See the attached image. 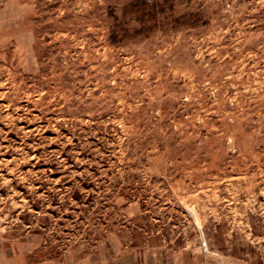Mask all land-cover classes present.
I'll return each instance as SVG.
<instances>
[{
    "label": "rangeland",
    "instance_id": "rangeland-1",
    "mask_svg": "<svg viewBox=\"0 0 264 264\" xmlns=\"http://www.w3.org/2000/svg\"><path fill=\"white\" fill-rule=\"evenodd\" d=\"M136 1L0 0V264H264V0Z\"/></svg>",
    "mask_w": 264,
    "mask_h": 264
},
{
    "label": "crops",
    "instance_id": "crops-1",
    "mask_svg": "<svg viewBox=\"0 0 264 264\" xmlns=\"http://www.w3.org/2000/svg\"><path fill=\"white\" fill-rule=\"evenodd\" d=\"M126 257V258H125ZM105 260H103L102 258L100 260H95L94 264H119L120 260L122 262H124V260L126 261L125 264H165L162 263V256H156L155 259H151L148 256H142L139 258H136V256H105ZM127 259V260H126ZM151 260L154 263H151ZM89 261V259H88ZM93 262V261H92ZM37 264H41L40 262H38ZM43 264H58L55 262H51V261H46ZM59 264H88L86 259H83L81 257H79L78 259H72L68 256V258H66V263L61 262ZM178 264H182V263H178Z\"/></svg>",
    "mask_w": 264,
    "mask_h": 264
},
{
    "label": "trees",
    "instance_id": "trees-1",
    "mask_svg": "<svg viewBox=\"0 0 264 264\" xmlns=\"http://www.w3.org/2000/svg\"><path fill=\"white\" fill-rule=\"evenodd\" d=\"M156 4L152 5L150 0H137L132 4L127 5V9L130 14L138 15V21L144 24V28L146 27V19L148 17L154 18V21L157 20V11L155 9ZM112 42L115 41L114 35L112 36ZM115 43V42H113Z\"/></svg>",
    "mask_w": 264,
    "mask_h": 264
}]
</instances>
